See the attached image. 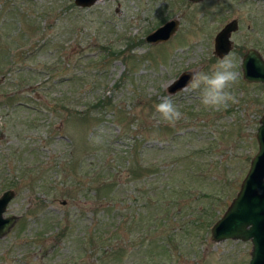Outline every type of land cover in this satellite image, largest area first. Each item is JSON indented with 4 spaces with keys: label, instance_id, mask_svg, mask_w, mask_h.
I'll use <instances>...</instances> for the list:
<instances>
[{
    "label": "rangeland",
    "instance_id": "1",
    "mask_svg": "<svg viewBox=\"0 0 264 264\" xmlns=\"http://www.w3.org/2000/svg\"><path fill=\"white\" fill-rule=\"evenodd\" d=\"M8 1L42 14L29 23L19 14L9 18L0 6V20L8 15L10 21L2 29L23 50L10 70L0 67V192L15 191L4 214L16 215L0 237V264H246L249 240L214 241L209 228L257 149L264 84L244 80L240 61L248 48L264 58V1L96 0L82 7L72 0L71 7L66 0ZM173 17L178 25L167 39H143ZM232 18L231 46L219 56L213 37ZM225 57L240 73L233 87L238 103L207 111L186 84L166 91L180 71L207 72ZM164 97L183 113L175 126L156 123L155 105ZM130 143L143 161L165 157L169 185L196 187L199 195L180 203L183 209L202 204L216 210L207 231L192 223L181 231L178 214L154 220L144 213V202L133 199L141 194L137 180L127 182L125 161L114 159ZM177 154L183 158L171 163ZM111 156L120 169L118 188L101 197L105 201L88 202L96 199L84 195L88 173ZM23 166L25 175L16 180L13 174ZM190 167L197 177H189ZM68 180H80L81 191L67 193ZM97 220L100 238L85 226ZM168 235L175 237L165 249Z\"/></svg>",
    "mask_w": 264,
    "mask_h": 264
},
{
    "label": "trees",
    "instance_id": "2",
    "mask_svg": "<svg viewBox=\"0 0 264 264\" xmlns=\"http://www.w3.org/2000/svg\"><path fill=\"white\" fill-rule=\"evenodd\" d=\"M7 0H1L0 6L4 10L6 14H10L9 18H12L13 14H19L21 15V18L24 19L25 21L30 22H37V19L39 18V15L42 14L39 11L34 10H28L27 6L21 7L20 4L17 3H12L11 1L6 2ZM28 2V0H26ZM6 4H7V9H6ZM66 6L71 7L73 6V3L70 2V0H66ZM5 7V8H4ZM0 9V10H2ZM35 12V13H34ZM7 17H3L0 20V67L2 70V67H4L6 70L11 69V65L16 61L17 59L15 57L18 56V53L23 52V50H19L18 44H13L14 39H11V34L7 33L4 31V26L8 24L10 21ZM8 19V20H6ZM38 29V27H36ZM24 35V34H23ZM27 56V54L25 55ZM4 69V70H5ZM13 95V94H12ZM11 95V96H12ZM99 102L95 101L94 105H97ZM102 104L107 105L109 102H102ZM77 111H75L76 113ZM79 113V112H78ZM159 128V127H158ZM139 139L136 140V145L138 144ZM135 143H130L129 146H127L125 149L120 151L119 155L115 152L114 154L116 157L114 159H118L120 157V160L122 159L125 161L123 164L124 171H126L127 175V182L128 181H136L138 182L139 189H137L138 193H141L140 196H136L133 199L136 201L141 200L143 203V207L148 216L152 217L154 220H161L163 217L176 219V215L178 214L179 217H183V220L181 223H183L180 226V230L183 231L189 224H195L196 226H199L201 228L207 229L209 228V225L215 218V211L212 209L210 206H202V204L198 206H192L191 208L188 209H183L181 206L180 202H183L182 200H186L188 196L193 195L194 197L199 195V191L196 190V187L194 186H189L188 184L182 183V184H171L169 185L168 182H170L167 178L170 177L167 175V173L164 171V166L167 164L164 162L165 157L162 158H157L154 159V161L148 163V161H143V158L141 157V152L135 153L136 150V145ZM140 144V143H139ZM154 148L158 149H163V146H153ZM109 161L105 162L106 164H96L94 168L91 170L89 177L86 181L87 186L85 187L84 195L87 197L90 195L93 197H96V199L90 200L88 202L94 203V202H101L102 200L105 201V198H109V196H112L116 189L118 188V180L117 176L120 172L119 166L116 167L111 161L113 157H109ZM183 158L182 155H176L174 158H172L171 163L176 164L178 161ZM115 161V160H114ZM48 164V163H47ZM23 168H18L17 173L13 174L16 180L22 179L24 177V169ZM36 171L39 169L35 168ZM27 170V169H26ZM30 170V169H29ZM169 170V169H168ZM171 170V169H170ZM189 177L190 178H195L197 177L195 169L192 170V167L189 169ZM186 170V172H188ZM41 172L43 170H40ZM66 174V173H64ZM152 175L151 178L146 179V175ZM187 174V173H186ZM199 174V173H198ZM67 175V174H66ZM42 175H38L37 178L41 179ZM166 176V178H164ZM164 178V181L161 183L159 181L160 178ZM19 178V179H18ZM14 179H11L9 181V184L6 183V185H12V181ZM69 181V180H68ZM14 182V181H13ZM73 184V185H72ZM68 188L66 189L67 193L72 192L74 189L77 191H81V187L79 188L78 186H81L80 180H72L69 181ZM73 186V187H72ZM76 186V187H75ZM80 189H78V188ZM49 191H46L48 193ZM145 196V197H144ZM99 197V198H98ZM105 197V198H101ZM86 200V199H85ZM151 205V212L147 211L145 209V206ZM208 208V211H205V208ZM206 212V215L203 213ZM177 220L180 221L178 218ZM101 220H97L96 222L89 221L88 223L85 224V226L88 228V233H89V228H92L94 231L96 237L100 238L102 237V229L99 226ZM97 223V225H95ZM104 223V221H102ZM189 223V224H188ZM155 225V223H153ZM152 224H150L151 227ZM152 225V227L154 226ZM117 228V224L113 226L111 229L114 231ZM62 232V231H61ZM184 232V231H183ZM174 233V232H172ZM202 233V231H201ZM175 234V233H174ZM182 236V233L180 234ZM175 236L173 235H168L167 237V242L163 241V245H161L165 249H169V246H171V240L172 238L174 239ZM201 234V238H202ZM91 238V237H90ZM100 242H103L102 240L104 239H98ZM166 240V239H165ZM94 243L91 242V244Z\"/></svg>",
    "mask_w": 264,
    "mask_h": 264
},
{
    "label": "water",
    "instance_id": "3",
    "mask_svg": "<svg viewBox=\"0 0 264 264\" xmlns=\"http://www.w3.org/2000/svg\"><path fill=\"white\" fill-rule=\"evenodd\" d=\"M75 5L89 6L96 0H72ZM264 1V0H263ZM178 20L168 18L148 31L143 39L154 43L167 39L177 28ZM236 28L235 19L225 22L213 37V52L225 54L230 46V32ZM241 75L246 81L264 84V58L253 48H248L241 57ZM191 70L180 71L166 85L167 92L183 87L190 79ZM169 84H171L169 86ZM257 149L251 156L248 168L240 180L239 187L222 213L209 228V236L214 241L240 239L250 241L249 258L246 264H264V111L258 117L255 130ZM12 188L0 192V237L11 227L15 214H4L7 203L14 196ZM64 202V201H62Z\"/></svg>",
    "mask_w": 264,
    "mask_h": 264
},
{
    "label": "clouds",
    "instance_id": "4",
    "mask_svg": "<svg viewBox=\"0 0 264 264\" xmlns=\"http://www.w3.org/2000/svg\"><path fill=\"white\" fill-rule=\"evenodd\" d=\"M236 68L237 65L232 58H221L210 71H192L184 90L198 93L200 106L204 110H225L231 104L239 102L233 91L234 85L240 79V73L235 70ZM175 82L173 80L171 84ZM155 110L159 114V119L156 121L157 125L162 122L169 126H175L183 118V113L170 97L162 98L155 105Z\"/></svg>",
    "mask_w": 264,
    "mask_h": 264
},
{
    "label": "flooded vegetation",
    "instance_id": "5",
    "mask_svg": "<svg viewBox=\"0 0 264 264\" xmlns=\"http://www.w3.org/2000/svg\"><path fill=\"white\" fill-rule=\"evenodd\" d=\"M232 19H235V18H232ZM231 20V19H230ZM229 21V20H228ZM235 21H236V19H235ZM227 22V21H226ZM236 26H237V22H236Z\"/></svg>",
    "mask_w": 264,
    "mask_h": 264
}]
</instances>
